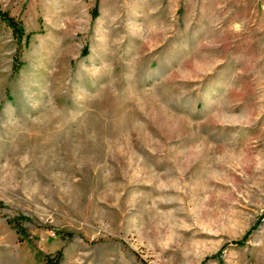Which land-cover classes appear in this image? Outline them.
<instances>
[{
    "label": "rangeland",
    "instance_id": "1",
    "mask_svg": "<svg viewBox=\"0 0 264 264\" xmlns=\"http://www.w3.org/2000/svg\"><path fill=\"white\" fill-rule=\"evenodd\" d=\"M0 264H264V0H0Z\"/></svg>",
    "mask_w": 264,
    "mask_h": 264
},
{
    "label": "trees",
    "instance_id": "2",
    "mask_svg": "<svg viewBox=\"0 0 264 264\" xmlns=\"http://www.w3.org/2000/svg\"><path fill=\"white\" fill-rule=\"evenodd\" d=\"M14 227L16 228L17 232H19L20 234H24L25 233V228L22 224H20L19 222H15Z\"/></svg>",
    "mask_w": 264,
    "mask_h": 264
}]
</instances>
